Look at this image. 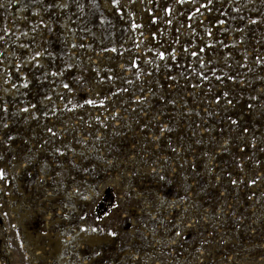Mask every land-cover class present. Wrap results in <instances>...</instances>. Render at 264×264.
<instances>
[{
  "label": "rangeland",
  "instance_id": "obj_1",
  "mask_svg": "<svg viewBox=\"0 0 264 264\" xmlns=\"http://www.w3.org/2000/svg\"><path fill=\"white\" fill-rule=\"evenodd\" d=\"M0 264H264V0H0Z\"/></svg>",
  "mask_w": 264,
  "mask_h": 264
},
{
  "label": "trees",
  "instance_id": "obj_2",
  "mask_svg": "<svg viewBox=\"0 0 264 264\" xmlns=\"http://www.w3.org/2000/svg\"><path fill=\"white\" fill-rule=\"evenodd\" d=\"M109 191H111V188H108L107 189V191L104 193V195L102 196V202H103V204H104V206L106 205L107 206V204H106V201H110L109 199H108V196H107V194H109L108 192ZM109 203V202H108Z\"/></svg>",
  "mask_w": 264,
  "mask_h": 264
},
{
  "label": "snow or ice",
  "instance_id": "obj_3",
  "mask_svg": "<svg viewBox=\"0 0 264 264\" xmlns=\"http://www.w3.org/2000/svg\"><path fill=\"white\" fill-rule=\"evenodd\" d=\"M114 2H115V0H114ZM37 55H39V53H37ZM65 87H67V85H65Z\"/></svg>",
  "mask_w": 264,
  "mask_h": 264
}]
</instances>
